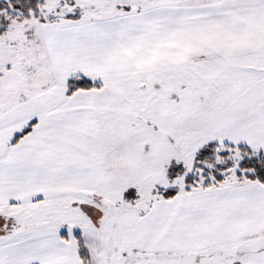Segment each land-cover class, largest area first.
<instances>
[{
  "label": "snow or ice",
  "instance_id": "1",
  "mask_svg": "<svg viewBox=\"0 0 264 264\" xmlns=\"http://www.w3.org/2000/svg\"><path fill=\"white\" fill-rule=\"evenodd\" d=\"M0 264H264V0H0Z\"/></svg>",
  "mask_w": 264,
  "mask_h": 264
}]
</instances>
